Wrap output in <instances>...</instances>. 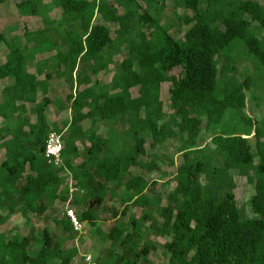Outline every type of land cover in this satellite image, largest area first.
<instances>
[{
  "label": "trees",
  "instance_id": "1",
  "mask_svg": "<svg viewBox=\"0 0 264 264\" xmlns=\"http://www.w3.org/2000/svg\"><path fill=\"white\" fill-rule=\"evenodd\" d=\"M167 1L114 0V6L107 0L17 1L20 15L38 16L45 26L25 30L24 38L0 33L8 49L0 79L13 80L0 90L5 122L0 124V226L14 213L54 212L57 201H68L71 179L76 190L69 204L81 222L94 226V209L105 200L121 203V214L130 207L142 209L140 218L130 216L126 225L116 221L102 236L110 241L98 256L102 264H155L148 256L156 247L144 238L146 230L167 238L165 264H264V119L245 112L247 92L256 87L252 77L264 69V35H258L264 33V4L170 0L173 10L182 9L175 16L185 26L175 38L171 24L162 22ZM55 9L60 11L57 19L49 15ZM96 14L103 22L94 21ZM108 24L116 25L114 38ZM51 51L36 61L35 72L28 71L37 54ZM122 51L110 82L100 90L95 78L110 70L112 57ZM245 59L253 72L238 67ZM81 63L86 66L78 71ZM54 78L69 87L65 106L49 96ZM164 82L170 83L168 111L160 99ZM26 103L33 105L36 120L11 125ZM52 104L70 111L62 127L46 119ZM98 122L108 124L105 135L97 133ZM50 130L67 132L63 166L44 159ZM205 135L209 141L201 144ZM170 139L178 142L182 160L162 204L151 188L155 181L150 183L142 172L164 174L158 147ZM78 140L87 142L83 153ZM235 174L254 186L250 200L255 217L237 205ZM118 214L113 208L115 219ZM53 220L66 236L46 228L37 235L0 232V264H73L78 249L65 242L75 232L64 211ZM34 243L40 247L33 253Z\"/></svg>",
  "mask_w": 264,
  "mask_h": 264
},
{
  "label": "rangeland",
  "instance_id": "2",
  "mask_svg": "<svg viewBox=\"0 0 264 264\" xmlns=\"http://www.w3.org/2000/svg\"><path fill=\"white\" fill-rule=\"evenodd\" d=\"M18 0H6L0 3V33H2L6 38H11L13 35L18 34L23 37V32L25 30L33 31L45 26L42 19L38 16H30V15H20L16 3ZM48 0H44L47 2ZM110 6H114V0H107ZM264 4L263 0H256ZM121 13V11H118ZM164 17L162 22L166 24H171L170 33L175 37H181L183 31L185 30V26L182 25L177 19L175 14H181L182 9L173 10L171 7V1L168 0L166 2V7L163 10ZM190 13V12H189ZM51 18L57 19L60 16V11L55 9L49 13ZM95 22L102 21V18L99 14L95 15ZM111 29V37L114 38L116 34L114 30L116 29V25L108 24ZM260 37H263L264 33H258ZM24 38V37H23ZM8 53V49L3 42H0V63L5 61V56ZM53 51L45 53V54H37L40 57H44L52 54ZM39 56H35L34 60L29 62L27 65V69L30 72H35L36 70V59H39ZM124 56V52L115 54L112 57V64L110 70L107 72L99 73V75L95 78L98 81V88L100 90H104L105 86L110 82L112 75L114 74L116 68L118 67L121 59ZM86 66V64L81 63L78 67V71ZM244 66H248L249 70L253 72L252 65L248 62V60H241L238 63V67L243 70ZM40 78H43V75H40ZM254 90H249L247 92L246 99V107L245 112L254 117V119H264V69L257 71L255 75L252 77ZM13 82L12 79H0V90L5 85L11 84ZM170 87L169 82H164L161 84L160 91V99L163 103V107L165 111L169 110V92L168 89ZM69 87L65 83L64 79H52L49 82V96L53 100L63 101V105L65 106V95L68 93ZM74 91L77 92L78 88H74ZM133 96L137 95V89L134 88L131 90ZM41 98L40 92L37 94V100ZM33 105L25 104V112L19 116H15L14 120L10 122V124H14L15 121L20 119H27L30 122H34L36 120V114L31 110ZM86 111V109L84 110ZM46 119L50 123H57L58 127L63 126V122L70 119V111L65 108L64 110H59L55 105L48 106L45 111ZM0 124L5 125V122L0 118ZM7 123L6 126H8ZM90 125L89 119L85 120L82 123L83 128H88ZM108 128V124L104 122L97 123V133L99 135H105ZM121 125H116V129L118 131L121 130ZM66 131L63 130L62 136L66 135ZM208 136H203V140L201 144L208 142ZM150 139L147 140L146 147L148 151H151L150 147H148ZM78 150L83 153L87 148L86 140H78L76 142ZM179 144L176 140L170 139L165 142L162 146L158 147V153L161 155L164 160L163 173L153 172L147 173L143 171V175L145 178L151 183L155 181V185H151L153 193H157L162 198V204L167 203V194L170 190H172L175 186V170L177 165L181 162V151L178 148ZM0 159H3V151H0ZM83 159L82 156L78 157L74 160L75 164H78ZM140 168L131 167V172L134 174L140 173ZM235 188L234 194L237 201V205L241 207L244 214L248 217H255V214L252 213L251 210V196L254 192L253 184L249 183L245 177L240 176L238 174L234 175ZM122 188H118L117 192L120 194ZM149 193V194H153ZM65 204L57 201L55 203V211L51 212L50 210L46 211L43 215H35L33 213H27L26 216H23L20 212L14 213L10 215L7 222L0 226V232H4L8 237L12 236L14 233L29 235L31 232L34 235L41 232L44 228L49 231L55 233L59 237L66 236V232L60 227L57 226L54 222L53 218H61L63 216ZM75 209V207H73ZM115 208L118 216L115 219L112 215V209ZM122 209V204L113 202L110 200H105L99 208H95L98 219L95 222V225L92 226L88 222H83L82 230L79 233L73 234L70 239H66L65 246L66 247H77L78 254L73 258V264H87L85 257L87 255L90 256L89 264H102L101 260L99 261L98 256L103 253L104 249L108 247L109 240H103V235L109 231L111 226L116 222H121L126 225L130 216H134L136 218H140L142 216V209L140 207H130L126 214H121L120 211ZM155 216V214H154ZM28 219V222L26 220ZM149 222H144V226H147ZM144 238L151 241L155 245V249L152 250L148 256V258L155 264H165L168 261V253L163 246V243L167 240L166 237L161 235H157L150 230L145 231ZM40 245L34 243L31 247L32 252H37ZM53 264H58L53 262Z\"/></svg>",
  "mask_w": 264,
  "mask_h": 264
},
{
  "label": "built area",
  "instance_id": "3",
  "mask_svg": "<svg viewBox=\"0 0 264 264\" xmlns=\"http://www.w3.org/2000/svg\"><path fill=\"white\" fill-rule=\"evenodd\" d=\"M63 146L64 143H63L62 133H58L55 130H50L45 138L44 150H43L44 159L48 164L56 167L63 166V161L61 156ZM66 174L69 175L68 172ZM68 187H69V198L68 201L65 203L64 215L68 220L72 230L76 234L81 232L83 222L79 220L75 209L69 204L71 196L76 190L72 186L71 179H69L68 181ZM85 260L87 261V264H89L88 262L90 261V256L87 255L85 257Z\"/></svg>",
  "mask_w": 264,
  "mask_h": 264
},
{
  "label": "crops",
  "instance_id": "4",
  "mask_svg": "<svg viewBox=\"0 0 264 264\" xmlns=\"http://www.w3.org/2000/svg\"><path fill=\"white\" fill-rule=\"evenodd\" d=\"M119 10H120V9H119ZM120 11H121V10H120ZM95 18H96V17H95ZM95 18H94V19H95ZM98 22H99V21H98ZM100 22H102V21H100ZM184 31H185V30H184ZM184 31H183V32H184ZM182 34H183V33H182ZM178 38H180V37H178ZM37 56H39V55H36V57H37ZM40 58H42V57L39 56V59H40ZM37 60H38V59H36V61H37ZM39 78H40V77H39ZM8 79H9V78H8ZM48 123H49V122H48ZM50 124H51V123H50Z\"/></svg>",
  "mask_w": 264,
  "mask_h": 264
}]
</instances>
